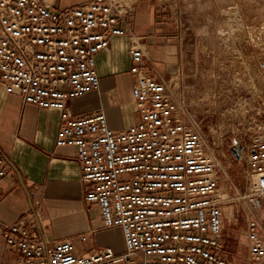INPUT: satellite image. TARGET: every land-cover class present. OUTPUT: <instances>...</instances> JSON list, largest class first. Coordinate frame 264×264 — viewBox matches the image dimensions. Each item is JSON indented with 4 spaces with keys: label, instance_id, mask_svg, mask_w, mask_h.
I'll list each match as a JSON object with an SVG mask.
<instances>
[{
    "label": "built area",
    "instance_id": "obj_1",
    "mask_svg": "<svg viewBox=\"0 0 264 264\" xmlns=\"http://www.w3.org/2000/svg\"><path fill=\"white\" fill-rule=\"evenodd\" d=\"M121 0H91L57 8L46 0H0V81L25 104L61 112L57 147L75 150L86 211L100 230L119 228L124 250L81 254L71 241L47 245L27 218L2 228L17 264H231L224 239V204L217 159L203 133L135 44ZM259 35L264 38V28ZM128 36L138 120L115 131L99 112L74 118L69 104L101 86L98 55ZM253 134L236 136L229 154L244 171L249 264H264V103ZM9 165L0 154V182ZM95 231H91L90 235ZM88 235L81 237L86 242ZM0 264H3L0 262Z\"/></svg>",
    "mask_w": 264,
    "mask_h": 264
},
{
    "label": "crops",
    "instance_id": "obj_2",
    "mask_svg": "<svg viewBox=\"0 0 264 264\" xmlns=\"http://www.w3.org/2000/svg\"><path fill=\"white\" fill-rule=\"evenodd\" d=\"M57 8L77 6L91 0H46ZM133 8L128 16L141 47L155 64L167 65L174 47L171 45L170 16L159 18L153 0H121ZM128 36L115 37L108 49L97 57L101 86L69 104L74 118L104 112L108 125L123 130L138 120L133 98L135 78L131 73V46ZM62 124L61 112L25 104L17 95H8L0 81V154L9 165L8 175L0 182V262L17 264L19 252H9L2 228L27 218L29 228L47 245L60 241L73 242L79 253L97 247L124 250L119 228L100 230L102 220L97 210L86 211L85 186L75 150L57 147L56 139ZM91 231H95L90 235ZM119 235V246L112 239ZM88 235L86 242L81 237ZM228 244V242H227ZM226 246V242H225ZM248 254V242L245 244ZM227 250V249H226ZM229 253V252H228ZM242 254L229 253L231 264Z\"/></svg>",
    "mask_w": 264,
    "mask_h": 264
},
{
    "label": "rangeland",
    "instance_id": "obj_3",
    "mask_svg": "<svg viewBox=\"0 0 264 264\" xmlns=\"http://www.w3.org/2000/svg\"><path fill=\"white\" fill-rule=\"evenodd\" d=\"M156 16H170L167 65L155 64L204 135L217 159L224 204V239L232 255L247 252L248 209L243 168L232 160V140L253 134L264 103V0H153ZM220 162V163H219ZM119 246V235L111 233ZM228 242V244H227ZM236 264H242L235 259Z\"/></svg>",
    "mask_w": 264,
    "mask_h": 264
},
{
    "label": "bare ground",
    "instance_id": "obj_4",
    "mask_svg": "<svg viewBox=\"0 0 264 264\" xmlns=\"http://www.w3.org/2000/svg\"><path fill=\"white\" fill-rule=\"evenodd\" d=\"M220 163V162H219Z\"/></svg>",
    "mask_w": 264,
    "mask_h": 264
}]
</instances>
